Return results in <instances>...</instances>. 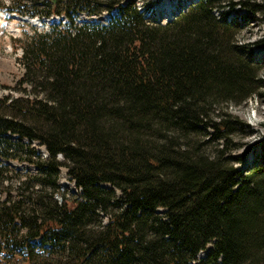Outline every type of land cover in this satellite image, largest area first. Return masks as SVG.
I'll list each match as a JSON object with an SVG mask.
<instances>
[{"label":"trees","instance_id":"16d2710c","mask_svg":"<svg viewBox=\"0 0 264 264\" xmlns=\"http://www.w3.org/2000/svg\"><path fill=\"white\" fill-rule=\"evenodd\" d=\"M224 8L200 0L167 24L133 0L5 8L67 23L15 40L24 72L0 97V259L264 264V167L239 171L226 147L243 126L229 108L258 94L259 72ZM63 168L77 193L62 194Z\"/></svg>","mask_w":264,"mask_h":264},{"label":"rangeland","instance_id":"374dc122","mask_svg":"<svg viewBox=\"0 0 264 264\" xmlns=\"http://www.w3.org/2000/svg\"><path fill=\"white\" fill-rule=\"evenodd\" d=\"M12 1L0 0V97L10 92L3 87L15 86L24 72L22 65L18 63L21 49L16 47L15 39L22 38L25 31L33 32L32 27L40 31L47 29L45 23L39 22L37 26H34L31 23L19 21L13 17L15 14L8 18L7 12L3 11V7H9ZM133 1L148 18L163 24L168 22L167 19L170 16L171 21L176 20L200 0H173L174 9L170 11H163L160 7L161 3H169L168 0ZM154 1H157L155 10L149 11L148 6ZM224 4L225 11H229L228 19L239 23L241 33L238 36V44L244 48L243 53L245 56L255 63L260 79L258 94L255 97L242 105H234L229 108L230 113L237 117L243 123V126L237 129L226 147L230 151L229 158L235 162L237 169L245 173L256 167H264V0H224ZM27 9L29 10L30 7ZM220 13L221 11H217V15ZM79 22L80 20H78ZM10 49H12V52ZM34 147L39 149L44 157L46 156L44 148L39 147L37 143L34 144ZM12 165L31 172L36 171L34 167L28 164L12 163ZM66 171L63 168L60 174V183H68V186L63 187L64 190H61L62 194L77 193L74 185L70 183ZM56 198L61 201V196ZM206 254V252L202 253L201 257ZM0 264L23 263L16 258L11 261L3 258L0 259Z\"/></svg>","mask_w":264,"mask_h":264},{"label":"bare ground","instance_id":"6f19581e","mask_svg":"<svg viewBox=\"0 0 264 264\" xmlns=\"http://www.w3.org/2000/svg\"><path fill=\"white\" fill-rule=\"evenodd\" d=\"M169 1V3L171 4V6H170V4L168 3V2H164V3H161L160 4V7H161V10H168V11H170L171 9H173L172 8V3H171V0H168ZM167 17V16H166ZM167 19V18H166ZM63 187L65 188V187H67L68 186V183L67 182H64L63 184Z\"/></svg>","mask_w":264,"mask_h":264}]
</instances>
